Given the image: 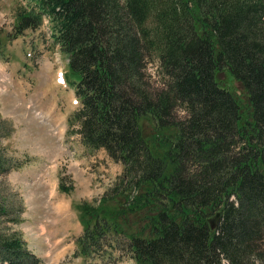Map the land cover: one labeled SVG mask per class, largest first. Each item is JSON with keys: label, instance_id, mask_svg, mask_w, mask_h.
Listing matches in <instances>:
<instances>
[{"label": "trees", "instance_id": "1", "mask_svg": "<svg viewBox=\"0 0 264 264\" xmlns=\"http://www.w3.org/2000/svg\"><path fill=\"white\" fill-rule=\"evenodd\" d=\"M27 1L12 38L47 17L78 99L70 133L122 167L76 205L75 254L264 264V0ZM150 57L160 86L144 73ZM38 260L19 233L0 232V264Z\"/></svg>", "mask_w": 264, "mask_h": 264}, {"label": "rangeland", "instance_id": "2", "mask_svg": "<svg viewBox=\"0 0 264 264\" xmlns=\"http://www.w3.org/2000/svg\"><path fill=\"white\" fill-rule=\"evenodd\" d=\"M26 5L27 0H0V156L7 169L0 173V232L19 233L37 264H102L75 254L82 230L76 205L98 199L122 167L70 133L68 117L78 101L47 17L40 27L12 38L16 9ZM156 65L150 57L144 68L152 87L161 84ZM217 77L247 102L224 69ZM17 163L21 166L13 167ZM114 264L135 263L123 257Z\"/></svg>", "mask_w": 264, "mask_h": 264}, {"label": "water", "instance_id": "3", "mask_svg": "<svg viewBox=\"0 0 264 264\" xmlns=\"http://www.w3.org/2000/svg\"><path fill=\"white\" fill-rule=\"evenodd\" d=\"M214 226V223L212 224V227Z\"/></svg>", "mask_w": 264, "mask_h": 264}, {"label": "bare ground", "instance_id": "4", "mask_svg": "<svg viewBox=\"0 0 264 264\" xmlns=\"http://www.w3.org/2000/svg\"><path fill=\"white\" fill-rule=\"evenodd\" d=\"M62 80V79H61ZM63 81V80H62Z\"/></svg>", "mask_w": 264, "mask_h": 264}]
</instances>
